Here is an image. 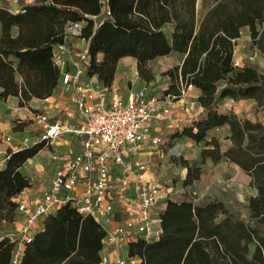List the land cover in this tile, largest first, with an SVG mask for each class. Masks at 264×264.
I'll list each match as a JSON object with an SVG mask.
<instances>
[{
  "label": "trees",
  "instance_id": "trees-1",
  "mask_svg": "<svg viewBox=\"0 0 264 264\" xmlns=\"http://www.w3.org/2000/svg\"><path fill=\"white\" fill-rule=\"evenodd\" d=\"M198 1L34 0L19 1L17 11L0 6V100L18 98L19 107H25L55 93L60 71L53 57L65 43L68 23L85 22L86 74L104 88L112 86L123 58L135 61L145 82L153 79L149 63L180 58L167 71L171 84L166 94L178 96L180 85H191L199 94L201 113L174 132L169 145L176 140L202 145L200 164L235 165L255 194L248 200L247 220L216 200L199 205L167 201L160 214V239L133 244L128 255L141 264H264V121L241 120L228 106L242 100L264 105V76L233 63L234 43L245 30L264 53V0H214L201 17ZM223 128L226 147L214 135ZM43 148L41 143L7 152L0 170V224L13 223V200L31 187L22 168ZM199 178V168L188 167L182 187ZM104 236L92 218L65 206L44 219L43 230L25 247L19 264H99ZM13 248L9 240L0 241V264H12Z\"/></svg>",
  "mask_w": 264,
  "mask_h": 264
},
{
  "label": "built area",
  "instance_id": "built-area-1",
  "mask_svg": "<svg viewBox=\"0 0 264 264\" xmlns=\"http://www.w3.org/2000/svg\"><path fill=\"white\" fill-rule=\"evenodd\" d=\"M84 26L85 22L68 23L65 43L56 48L53 57L57 67L64 64L62 54L72 61L73 72H63L59 84L66 92L74 91L73 111L67 115L80 123L64 126L51 122L45 114L34 115L40 132L32 144H50L70 135L78 138L80 150L60 160L49 187L40 195L21 194L13 200L15 216L22 220L16 224L14 218L10 232L0 231V241L7 239L14 246L12 264L20 263L25 247L39 233L41 221L65 206L92 218L104 232L99 264H141L139 258L128 255L129 246L154 243L162 235L160 209L171 201L170 191L149 176L141 152L165 144V138L157 133L160 125L179 130L169 121L172 106L183 102L180 108L184 110V102L193 99L190 93L194 89L180 85L178 96L165 94L160 98L143 88L124 101L116 90L92 88L84 82L90 63L89 39L81 35ZM70 41L78 47L70 46ZM5 141L10 143L11 139ZM23 144L27 146L29 140ZM7 159L5 154L4 161ZM4 224L1 222L0 228Z\"/></svg>",
  "mask_w": 264,
  "mask_h": 264
},
{
  "label": "rangeland",
  "instance_id": "rangeland-1",
  "mask_svg": "<svg viewBox=\"0 0 264 264\" xmlns=\"http://www.w3.org/2000/svg\"><path fill=\"white\" fill-rule=\"evenodd\" d=\"M19 1L28 4L34 2V0H0V6L10 11H17L19 8ZM214 4V0H199L196 5L197 16L201 17L206 11L212 8ZM234 44V66L243 67L249 65L264 76V53L252 45L249 32L247 30L243 31L240 38L236 40ZM134 62L133 59H125V63L122 65V70L125 69L128 77L126 83L127 91L135 90L140 84H145V86L153 90L155 95L162 98L166 94L163 90H168L171 84L167 76V71L179 65L181 60L177 57H168L149 63L148 66L153 74V79L150 82H145L138 77ZM122 75L125 77L124 73ZM228 106L231 107L235 115L241 120L264 121V105L259 107L256 102L252 100H242L238 103L229 104ZM14 107H16V105H14ZM5 109L6 106L0 104V114L4 112ZM175 111L180 112V109L177 108ZM31 113L34 115L41 114L38 112ZM173 119H171L173 121V126H177V122L174 121L176 119ZM31 126L32 122L24 121L18 117H15L11 121H7L8 129L0 134V146L8 145L5 141V134L8 133L6 136L14 138L25 131L24 136H27L29 140L27 147H31L39 138V131L36 134ZM176 131L177 130L170 131L160 125L157 133L162 134L165 138V144L158 148L146 147L141 152V161L149 168V176L159 180L169 189L170 199L172 201L186 200L195 205L213 200L220 201L238 218L247 220L248 200L255 194V189L250 184L249 178L240 172L235 165L227 162L213 164L210 160H206L203 164H200L199 153L201 149H203L202 145H193L187 140H176L169 145V137ZM180 131L181 130H179V132ZM226 134V128L220 129L214 134L218 136L224 147L228 145L224 140ZM211 137L212 134L209 135L207 140H210ZM34 166L35 164L32 163L24 168V174L28 176L30 169ZM195 166L200 170L199 180L195 181L191 186L183 188L182 181L187 174V168ZM43 170L44 172L36 173L37 176L35 180L30 182L32 183V191L29 192L31 197L41 194L46 188L44 183L45 180L50 178L51 172L44 168ZM12 228L10 224L5 223L2 228H0V231L8 233Z\"/></svg>",
  "mask_w": 264,
  "mask_h": 264
},
{
  "label": "crops",
  "instance_id": "crops-1",
  "mask_svg": "<svg viewBox=\"0 0 264 264\" xmlns=\"http://www.w3.org/2000/svg\"><path fill=\"white\" fill-rule=\"evenodd\" d=\"M69 45L72 47H78L77 43H74V41H70ZM125 59H131V58H123L118 62L116 72H115V78L113 81L112 86L110 87L111 90L118 91L124 101L127 100L128 96L134 92H137L143 88H148L145 86V84H140V86L132 91H127L126 89V83H127V74L125 69L122 70V65L125 63ZM61 60L64 61V64L62 67H58L60 71V75L63 72H73V66L72 61L70 58L66 56V54L61 55ZM136 63L134 62V67ZM237 66V65H236ZM240 67V66H238ZM125 74V77H123L122 74ZM84 82L91 85L92 88L96 90L102 89V85L98 83V81L94 77H86L84 78ZM149 89V88H148ZM152 94H154L153 90L149 89ZM198 93L196 91H192L190 93V96L193 99H188L184 103L187 105V108L184 110L180 108L181 103H174L172 106V113L170 116L169 121L173 123L171 119L177 122V127L179 130L182 128L189 126L190 122L195 119L200 113L201 109L197 107L196 105V99L198 97ZM73 100H74V91H64L63 88L60 86V84L57 87V90L55 93L48 99L39 101V100H33L27 104L25 107H19V100L18 98H8L6 101H1L0 104H3L6 106V109L4 112L0 114V134L4 132V130L8 129L7 127V121L13 120L15 117H18L19 119H23L24 121L32 122L33 131L38 133L40 132V124L34 119L33 113H41L48 116L49 120L51 122H58L64 126H77L80 121L77 118H69L67 114L70 115L73 111ZM189 103V104H188ZM16 105V107H14ZM18 105V106H17ZM179 108L180 112L175 111V109ZM63 112V113H62ZM65 113V114H64ZM5 115V116H3ZM3 116V117H1ZM12 125V124H11ZM180 126V127H179ZM8 134V133H7ZM5 138H10L11 142L8 143L7 146H0V170H2L5 166V154H7L8 151L16 152L20 149L27 148L23 144V141L27 139V136H24L25 131L23 133L18 134L16 137L11 138V136H6ZM50 149H49V148ZM80 150V141L78 138L74 136H62L59 140L53 142V143H44V148L39 152V154L33 159L28 161L24 167L22 168V173L24 174V168H26L30 164H35L34 167L30 169V172L26 178L29 179L30 182L35 180V177L37 176L36 173L38 172H44L43 168L47 171H50V178L48 180H45L46 188L49 187L54 170L56 169L58 163L61 159L65 158L70 152H78ZM53 158H56L55 160ZM141 159V158H140ZM32 185V183H31ZM44 190V191H45ZM32 191V188L25 190L22 195L26 197H31L29 195V192ZM40 195V194H38ZM36 196V195H35ZM34 197V196H33ZM171 200V199H170ZM172 201V200H171ZM176 202V201H173ZM165 206L160 209V213L163 212ZM22 219L20 217L15 216V223L19 224V222ZM43 222L44 219L41 221V224L38 227V232H41L43 230ZM12 226V224H11Z\"/></svg>",
  "mask_w": 264,
  "mask_h": 264
}]
</instances>
